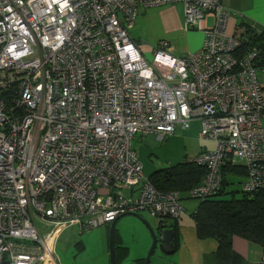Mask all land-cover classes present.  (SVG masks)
Returning a JSON list of instances; mask_svg holds the SVG:
<instances>
[{
	"label": "built area",
	"instance_id": "1",
	"mask_svg": "<svg viewBox=\"0 0 264 264\" xmlns=\"http://www.w3.org/2000/svg\"><path fill=\"white\" fill-rule=\"evenodd\" d=\"M176 3L202 46L177 57L162 41L149 62L129 30L140 8ZM229 17L220 0H0V264H61L71 226L178 219L181 194L144 177L137 136L199 123L215 149L189 161L206 174L188 199L217 195L228 164L246 171L242 193L264 189V66L256 50L234 55L244 29L228 34Z\"/></svg>",
	"mask_w": 264,
	"mask_h": 264
},
{
	"label": "crops",
	"instance_id": "2",
	"mask_svg": "<svg viewBox=\"0 0 264 264\" xmlns=\"http://www.w3.org/2000/svg\"><path fill=\"white\" fill-rule=\"evenodd\" d=\"M220 1L223 7L230 13L227 26L228 34H232L235 29L242 25V28L245 26L258 34L264 30V0ZM140 14L148 35H151L153 31L158 32L157 36L153 38L151 36L149 40L152 43L151 45H153L152 47L157 46L160 41L177 44L179 46V52H176V49L173 47V54L175 55L177 53L175 55L177 57L195 52L201 48L203 40L202 34L197 31L184 30L183 5L181 3L152 9L140 8L135 25L133 26L134 29ZM210 22L211 20L208 19L207 23L209 24ZM130 37L137 43H142L140 40L134 39L131 35ZM199 135L200 125L197 121H193L188 129L182 130L178 128L174 134L163 139H159L155 135L137 136L133 140L131 147L137 153L144 177L149 178L159 170L172 168L192 161L203 152V148H210V144L201 141ZM181 197L184 213L178 219L170 220L167 227L172 229L173 232L175 230L177 234L176 249L169 252L163 250V258L166 259H160L161 261H158V264H218L216 255L217 242L213 239L200 240L196 236L193 214L198 209V201L188 199L187 192L181 195ZM118 223L119 220L114 227L115 249L120 247L121 250H118L119 255L115 258V264H122L130 253L124 244L122 235L117 230ZM107 227L106 232L109 240L108 234L110 226ZM158 229L159 227H157V231ZM78 230L80 233H83L79 228ZM231 244L233 251L243 259V264H258L262 255V249L258 245L249 243L238 236L231 238ZM78 250L80 253L86 251L82 241L78 246ZM164 252L170 254L167 255ZM135 262L142 264L143 259H138Z\"/></svg>",
	"mask_w": 264,
	"mask_h": 264
},
{
	"label": "trees",
	"instance_id": "3",
	"mask_svg": "<svg viewBox=\"0 0 264 264\" xmlns=\"http://www.w3.org/2000/svg\"><path fill=\"white\" fill-rule=\"evenodd\" d=\"M242 26L239 27L242 28ZM242 29H244L242 43L234 55L239 58L251 50H256L257 64L263 67L264 30L258 34L245 26ZM205 174L204 168L187 162L159 170L149 177V181L161 193L179 192L184 195L193 186L198 185ZM245 177L246 171L242 166L226 165L222 169V185L217 195L198 202V209L193 214L197 238L200 240L213 239L217 242L218 264H243V259L232 249L231 238L233 236L258 245L264 252V189L253 195L242 193L239 200L235 197L237 191H232L229 193L232 197L230 200H217L225 193V187L233 184L234 178L243 180ZM176 241L175 232L173 251L176 249ZM115 250L117 257L118 250L121 249L117 247Z\"/></svg>",
	"mask_w": 264,
	"mask_h": 264
},
{
	"label": "rangeland",
	"instance_id": "4",
	"mask_svg": "<svg viewBox=\"0 0 264 264\" xmlns=\"http://www.w3.org/2000/svg\"><path fill=\"white\" fill-rule=\"evenodd\" d=\"M141 17L142 16L140 14L135 29L134 27L131 28L129 30V33L134 39H138L142 42L141 44L144 45L143 49L146 53L147 49L150 47L152 48L153 46L151 45V41H149L151 36L152 38L154 36H157L158 32L153 31L151 35H148V32L141 20ZM210 20L211 22L209 23V25L212 23V19ZM172 44H170L171 47H174L176 49V52H179V46L174 43ZM175 55H177V53H175ZM145 57L149 62H151L152 54L146 53ZM258 76L260 82L264 85V75L262 73H258ZM209 144L210 150H214V144ZM243 181L244 179L241 180L240 178H234L233 184L226 186L225 193L218 197L217 200H230L232 197L229 193L232 191H237L235 192L236 200L241 199V189ZM138 215H140L146 222H148L153 231L157 233V221L155 219L151 218L149 214L145 211H142ZM101 227L91 229L89 231H83V233H80L77 227H71L66 229L65 232L60 235V238L58 239L55 245V254L59 258L60 263L109 264L108 237L106 232L108 227ZM117 230L122 235L124 244L129 249L130 253L127 259L122 262V264H139L135 262L138 259H143L144 262L148 251L152 245V237L149 230L138 219L131 218V216L121 218L119 220V223L117 224ZM81 241L86 248V251L83 253H80L78 250V246L81 244ZM160 259L165 260L166 258H163V249L159 242L157 244L154 254L150 258V264H158V261H161Z\"/></svg>",
	"mask_w": 264,
	"mask_h": 264
},
{
	"label": "water",
	"instance_id": "5",
	"mask_svg": "<svg viewBox=\"0 0 264 264\" xmlns=\"http://www.w3.org/2000/svg\"><path fill=\"white\" fill-rule=\"evenodd\" d=\"M131 216L136 219H138L150 232L152 237V245L148 251V254L144 260V264H150V258L154 254L155 249L157 247V244L160 242L161 247L164 251L169 252L173 250V235L174 232L172 229L165 228L161 229L156 232L153 231L151 226L146 222L140 215L136 213H127L120 217H117V219L110 224L109 227V240H108V248H109V264H115V258H116V250H115V234H114V227L118 220H120L123 217ZM160 235V237H159Z\"/></svg>",
	"mask_w": 264,
	"mask_h": 264
}]
</instances>
